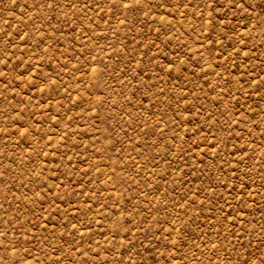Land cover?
Instances as JSON below:
<instances>
[{"label":"rangeland","instance_id":"374dc122","mask_svg":"<svg viewBox=\"0 0 264 264\" xmlns=\"http://www.w3.org/2000/svg\"><path fill=\"white\" fill-rule=\"evenodd\" d=\"M0 264H264V0H0Z\"/></svg>","mask_w":264,"mask_h":264}]
</instances>
